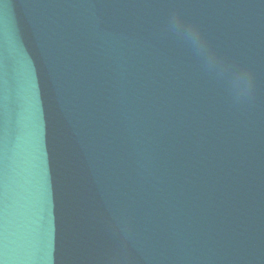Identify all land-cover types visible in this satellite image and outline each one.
Returning <instances> with one entry per match:
<instances>
[{
  "label": "water",
  "instance_id": "obj_1",
  "mask_svg": "<svg viewBox=\"0 0 264 264\" xmlns=\"http://www.w3.org/2000/svg\"><path fill=\"white\" fill-rule=\"evenodd\" d=\"M0 264H227L156 154L88 0H0Z\"/></svg>",
  "mask_w": 264,
  "mask_h": 264
}]
</instances>
